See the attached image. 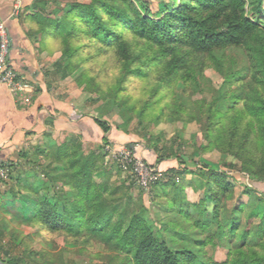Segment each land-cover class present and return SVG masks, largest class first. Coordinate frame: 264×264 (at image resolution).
Instances as JSON below:
<instances>
[{
	"label": "trees",
	"instance_id": "16d2710c",
	"mask_svg": "<svg viewBox=\"0 0 264 264\" xmlns=\"http://www.w3.org/2000/svg\"><path fill=\"white\" fill-rule=\"evenodd\" d=\"M28 10L29 35L41 47L48 37L51 47L61 45L53 74L68 77L84 67L77 83L98 95L93 102L106 101L101 116L89 114L78 122L89 130L87 140L115 143L104 117L119 116L120 138L146 129L141 135L156 164L165 159L184 163L182 143L158 147L161 139L147 132L146 123L166 117L192 121L197 114L206 120L207 147L232 160L221 172L207 164L185 168L179 170V182L158 177L144 188L134 178L127 184L113 179L103 146L89 148L82 135L69 138L51 150L37 148V156H46L33 163L46 179L38 180L35 190L24 186L34 197L22 201L13 216L37 233L77 244L79 260H70L73 264H264V226L251 224L255 212L247 207L252 200L225 205L234 195L229 171L238 163L251 180L264 181V0H170L160 8L147 0H32L21 15ZM99 56L100 80L89 66ZM106 63L117 74L115 82H102ZM208 65L222 77L220 87L205 76ZM189 87L210 98L191 101ZM11 172L9 179L0 176L1 196H24L20 177ZM185 172L204 181V196L197 202L185 191ZM149 191L165 203L167 218L150 214L144 199ZM255 191L244 185L249 199ZM6 235L0 230V264H70L63 253L22 248L11 238L6 241ZM214 239L228 251L222 263L206 258Z\"/></svg>",
	"mask_w": 264,
	"mask_h": 264
},
{
	"label": "rangeland",
	"instance_id": "374dc122",
	"mask_svg": "<svg viewBox=\"0 0 264 264\" xmlns=\"http://www.w3.org/2000/svg\"><path fill=\"white\" fill-rule=\"evenodd\" d=\"M150 4H152L153 8H160L164 6L165 1L170 0H147ZM261 24H264V17L263 20L260 21ZM51 39L48 37L45 41V45L51 48ZM61 47L59 42L54 43V51L59 52V48ZM49 49V48H48ZM53 51L51 57L55 53ZM89 52L93 53L94 50L91 48ZM61 54V53H60ZM102 58H104L102 56ZM197 58V56H192V59ZM59 59V58H58ZM57 59V60H58ZM197 59H203L202 57H198ZM54 61H47V65H49L50 70L52 69V63ZM96 63L89 64L90 68L93 69V72H91L93 75L99 77V71L101 70V60L100 56L97 57ZM114 64V61L111 60L108 62V65L112 68ZM46 65V66H47ZM105 67V73H103L100 76H103L102 82L106 83L109 80L112 82L116 81L117 74L114 73L113 69H110L106 65H103ZM48 68V69H49ZM84 67H81L79 70L75 71L72 75L68 77H62L61 74L54 75V81L55 83H59V86H62L63 89L68 91V97L71 104H74L78 107V113L75 118H78L77 120H82V118L89 114H94L96 116H101V112L103 109L104 104L106 101L104 100H98L93 102V99L97 98V94L94 92H90L82 85H79L76 81V76L79 74V72L83 71ZM112 71V72H111ZM204 74L207 78H209L213 85L216 87H220L222 84V77L217 72V70L208 65L204 68ZM63 81V83L61 82ZM60 82L62 85H60ZM134 88V86H133ZM32 90V89H31ZM178 94L180 95L182 92V86L180 87V84L177 86ZM189 98L191 101L194 100H200V99H209L210 93L207 92H200L196 91L195 89L192 90L191 87H189ZM108 120L110 123L112 130L110 132V137L113 136L116 137V142L113 144H104L99 143L98 141H92L91 139L83 140L86 142L89 148H99L100 146H103L104 151L108 154L106 157V167H113V179H118L121 182L129 183L131 179H136V175L134 176L130 170L126 169L122 164V161L118 159V156L122 152H130L133 148L135 150V153L137 156L148 162L154 169L157 170L159 178H164V181L168 179L170 176L177 178V182L180 181V178L182 179V176L179 175V170H184L185 168H188L190 170H196L198 168L206 167L207 164L209 168L217 169L218 171H224L226 168L224 167V162H229L232 160L231 155H226L222 151L218 150L217 148H214V146L207 147V140L205 139V118H199V116L196 114V117L192 121H184L180 119L174 120L171 117H166L163 120L159 121L158 123L151 122L150 124L146 123L147 132H152L155 134V137H159L161 139V142L157 143L158 147H162L163 145L170 146L172 143H175L177 146L179 143H182L181 145V151L184 152L183 158L184 163L178 162L176 159H165L162 160L159 164H156V157H153L151 154L148 153V149L146 147L147 141L142 137V133L146 132V129H141L138 127L139 131L134 132L131 134L132 137H129L128 139H123L118 136V125L121 124L123 121L122 118L119 116H115L113 118L104 117ZM77 122V121H76ZM75 122V123H76ZM71 126L75 131H68V133L63 134L62 139L61 137H58V140H67L69 138L74 137H80L83 131V128L81 126ZM81 132V133H80ZM89 132V130H86V133ZM52 138V137H51ZM46 140H41L34 142L33 144L35 146H41V148L48 147ZM51 144L56 145V139H51ZM57 146V145H56ZM206 146V147H205ZM45 149V148H44ZM49 150V147H48ZM35 151V150H33ZM44 156L46 154L44 153L43 156H39V161L44 160ZM152 156V157H151ZM25 165V164H24ZM28 165V164H26ZM33 165V164H32ZM33 167V166H32ZM22 168L25 169L24 166ZM170 168H175L173 171H170ZM121 169V170H120ZM19 171L17 170L14 175L16 176V173ZM39 172V171H38ZM229 181L234 185V195L232 199H228L225 203L227 207H234L235 205H238L239 203H247L248 201L251 202V205L248 206V212L254 211L255 217L251 219L252 226H264V181H253L249 177V175L240 169V164L238 163L237 167L234 170L229 171ZM132 176V177H131ZM183 183L185 185V191L188 194V197L191 201L197 202L201 200L204 196V181L199 177L196 176L193 173H187L185 172L183 175ZM97 180L100 182L103 180V177L97 176ZM137 180V179H136ZM194 182L195 186L192 187V185H189L188 182ZM141 183V182H140ZM140 183H138L140 185ZM250 185L251 187L255 188L254 195L251 199L248 198V195L244 194V185ZM35 186V185H34ZM150 186V185H149ZM2 187V185H0ZM36 187V186H35ZM139 188H136L135 190V197H138L140 195ZM144 199L147 203V205L151 206V215L156 216L158 219L160 218H167L165 203H162L161 201H158L157 199H153L151 196L150 191L147 192L144 195ZM249 199V200H248ZM153 200V201H152ZM29 202V201H28ZM30 203V202H29ZM19 204L15 205H9L7 208H3V212H6V216L2 217L0 215V230L6 229L7 235L5 236V240L8 241L10 238L11 241H17L18 243H22V248H29V249H35V250H48L53 254H57L58 252L63 253V258L66 261L70 262V260H73L74 258L78 257V251L77 248L79 246L77 244L72 243H66L62 240L60 237H50L45 236L41 233H37L36 227L29 223H25L24 221H21L18 217H14V213L18 212V208H16ZM164 205V206H163ZM163 206V207H162ZM151 215L147 214L148 222L152 225V219ZM174 217V215H173ZM246 218H244V221L246 222ZM5 226V227H4ZM214 230L216 228L214 227ZM194 235L199 236L194 233ZM12 236V237H11ZM4 240V241H5ZM12 242L7 243V247H11ZM1 256H3V253L0 252ZM228 251L220 246L219 241L214 239L213 242H211L207 246V260H211L212 262H218L222 263L227 259ZM79 260V257H78ZM45 263V262H44ZM35 264V263H34ZM45 264H48L46 262ZM78 264H87L86 262L79 261Z\"/></svg>",
	"mask_w": 264,
	"mask_h": 264
},
{
	"label": "crops",
	"instance_id": "0c3cea01",
	"mask_svg": "<svg viewBox=\"0 0 264 264\" xmlns=\"http://www.w3.org/2000/svg\"><path fill=\"white\" fill-rule=\"evenodd\" d=\"M31 2L32 0H0V23L6 25L11 38L8 63L17 70L21 80L32 85V90L15 95L6 84H0V176L9 179L10 171L12 170L11 174L14 175L18 170L14 176L20 177L22 188L18 189L24 193V196L20 194L1 196L0 193L2 217L6 216V212H3L6 210L3 208L19 204L16 208L21 210L23 202L34 197V193L24 189V186L33 187L35 190L37 181L46 179L33 163L39 159L36 150L41 147L35 146L34 142L45 139L51 150L63 142L58 140V137L62 139L63 134L75 131L71 128L75 124L83 128L81 135L87 140L86 129L78 124L79 120L75 118L78 107L70 103L68 91L53 79L55 75L53 66L61 52H55L48 44L41 47L40 41L28 33L30 28L28 16L32 11L28 10L24 16L21 15V11ZM53 51L55 53L51 57ZM50 59L54 61L51 70L50 64L47 65ZM51 137L56 139V145L51 144ZM16 185L19 187V183ZM4 188L5 184H2L0 189Z\"/></svg>",
	"mask_w": 264,
	"mask_h": 264
},
{
	"label": "built area",
	"instance_id": "2783aa9c",
	"mask_svg": "<svg viewBox=\"0 0 264 264\" xmlns=\"http://www.w3.org/2000/svg\"><path fill=\"white\" fill-rule=\"evenodd\" d=\"M11 44L10 34L4 23H0V84H6L10 91L22 94L32 89V85L19 78L15 68L8 63V52ZM130 152H122L118 159L130 170L144 188L148 187L158 177V172L148 162L138 157L133 148Z\"/></svg>",
	"mask_w": 264,
	"mask_h": 264
}]
</instances>
